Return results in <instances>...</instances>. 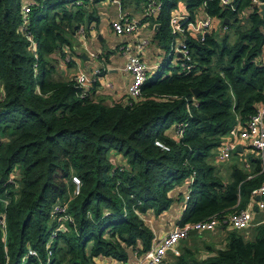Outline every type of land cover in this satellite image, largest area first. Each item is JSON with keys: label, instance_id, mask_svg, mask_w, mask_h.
Wrapping results in <instances>:
<instances>
[{"label": "trees", "instance_id": "1", "mask_svg": "<svg viewBox=\"0 0 264 264\" xmlns=\"http://www.w3.org/2000/svg\"><path fill=\"white\" fill-rule=\"evenodd\" d=\"M25 1L32 4L23 31ZM88 1L0 0V219L6 221L0 264H39L34 257L22 260L28 245L45 260L57 202L68 201L74 224L58 230L50 264H131L130 251L144 254L152 243L143 217L165 211L170 191L192 171L179 224L242 209L264 184V151L241 162L235 150L232 163L214 162L221 141L264 102V66L254 61L264 47L260 10L249 9L250 0H233L235 11L219 0H159L153 20L163 37L170 36V14L179 1L191 19L205 11L226 29L202 39L187 36L189 73L158 67L138 97L107 105L90 90L81 97L74 80L56 77L54 55L66 57ZM179 122L186 124L183 135L173 139L167 132ZM112 153L124 163H115ZM73 175L81 181L75 196ZM213 251L200 260L184 248L179 264H264V224L253 240L230 230Z\"/></svg>", "mask_w": 264, "mask_h": 264}, {"label": "crops", "instance_id": "2", "mask_svg": "<svg viewBox=\"0 0 264 264\" xmlns=\"http://www.w3.org/2000/svg\"><path fill=\"white\" fill-rule=\"evenodd\" d=\"M180 8L182 10L177 12L174 10L171 14L186 13L185 4L180 5ZM83 10L85 22L81 24L82 32L76 31L70 46L66 50V55L70 56L69 62L54 55L58 59L56 77L59 80H74L81 73L86 78H95V82L90 87L93 98L107 105H111L116 101H124L126 99V89L131 81V75L123 70V66L127 57L137 52L135 44L142 39H145L147 42L141 51V56L144 62L151 68L159 67V69L162 68L167 72L171 59L175 60V64L179 65L180 53H170V49L167 46V41L170 43L167 40L168 36L163 37L160 31V23L154 21L153 16L150 17L145 14V2L134 0H89L86 5H83ZM119 15H126L138 21L137 29L129 36L123 37L117 35L111 28L112 21L117 19ZM157 24L159 25L158 27H156ZM221 24V22H217L213 28L222 33L223 29ZM123 44L128 45L120 48ZM96 69L100 70L98 76L95 75ZM156 70L150 71L154 72ZM171 72H174V68ZM167 133L173 139L176 138L175 127L172 126ZM241 148V151H238L241 154L237 157L239 161L243 162L246 155L252 153V151H249L245 144ZM234 153L235 151L232 153L229 161L235 158ZM216 154L217 150L214 153V162L221 165L222 162L217 161ZM110 158L115 163H124L121 155L112 153ZM229 161L224 163L228 164ZM190 185L191 183L188 178L170 191V197L172 199L170 206L165 211L159 214L148 211L144 216L146 224L153 233L152 243L157 241L162 235L168 233L174 225L179 223L183 209L188 201L183 199V197L190 190ZM261 197L259 200L254 198V213L263 211L264 214V208L261 209L258 207L259 201H262ZM255 207H257V210H255ZM262 221H264V217L262 219H253L250 227L237 231L244 239H247L248 235L253 233V237L251 238L253 240L258 226L263 225L260 224ZM224 227H218L213 231L204 233H190L187 237L179 241L177 246L179 254L184 252V248H188L193 257L200 260L206 258L214 252L213 249L220 248L224 245L225 238L230 231ZM130 256L134 259L131 264H134L135 257L131 251ZM161 264H179L178 256L168 250Z\"/></svg>", "mask_w": 264, "mask_h": 264}, {"label": "built area", "instance_id": "3", "mask_svg": "<svg viewBox=\"0 0 264 264\" xmlns=\"http://www.w3.org/2000/svg\"><path fill=\"white\" fill-rule=\"evenodd\" d=\"M222 6L229 8L232 11L236 10V4L233 0H219ZM32 2L25 1L21 5V14L23 19L22 30L25 31V22L27 20V15L30 12ZM264 4V0H250L249 9L257 7L261 10L260 6ZM161 3L159 0H146L145 1V14L147 16H154L160 9ZM247 11V10H246ZM245 14L241 13L239 17H245ZM217 22H221L214 16H210L205 11H202L196 18L191 19L188 13L184 14H171L169 18V31H170V43L169 49L170 53H180V71L181 73H189L193 68V60L189 47L186 41L188 35H193L202 39L204 35L214 29V25ZM138 21L136 19L130 18L126 15H119L117 19L112 21L111 28L117 35L126 37L129 36L137 29ZM226 29V26L223 27ZM77 31L82 32V26L78 27ZM28 37L29 34L25 32ZM146 40L142 39L140 42L135 44L137 50L136 53L131 54L127 57V60L123 66V70L131 75V81L127 85L126 89V99L136 98L140 95L141 86L147 79L149 74L153 73L150 70H155L158 67H150L144 62L141 56V51L146 44ZM128 44L121 45L120 48L126 47ZM31 49L34 50V43L31 44ZM68 58V59H67ZM67 62H69L70 57L66 55ZM256 63L264 66V47L261 53L254 59ZM100 70H95V75L98 76ZM74 87L79 89L80 96H86L90 90L91 85L95 82L94 79L86 78L84 74H79L74 79ZM185 123H177L175 125V136L179 139L183 135ZM247 145L249 151L257 152L262 154L264 151V102H261L255 106L254 113L248 118L244 126H239L233 129L230 134L225 137L217 148L216 159L219 162H227L232 156V153L236 150L237 145ZM154 144L163 150H169V147L159 139L154 141ZM195 176V171H192L189 180L190 183L193 182ZM73 190L72 195H77L80 191L81 181L76 175L72 177ZM8 182H13V178L10 176ZM190 190L187 191L183 199L188 200L190 196ZM264 195V184L251 193L250 200L248 204L239 210H234L225 216L219 217L217 215L209 216L207 219L199 220L196 222H187L184 224L177 223L173 228L166 234L162 235L157 241H154L149 250L144 254H138L134 251L135 263L134 264H161L166 251L170 250L175 255L179 254L177 249L178 243L181 239L187 237L191 231H196L197 233H204L208 231H213L218 227L225 226L229 230H243L250 227L253 223V201L256 196ZM4 204L7 200H3ZM258 207L264 208V201H259ZM68 201L57 202L53 204L50 211V218L56 223L54 228L50 231L44 242L45 249V260L41 259L38 251L28 245L26 253L24 254L22 260L24 261L27 257H34L38 260L39 264H50L51 257L53 254V242L57 235L58 230L64 227V224L71 223L74 224L73 218L67 212ZM144 218V217H143ZM260 224H264L262 221ZM0 228L5 232L6 221L5 219H0ZM107 264H122L116 260L108 259Z\"/></svg>", "mask_w": 264, "mask_h": 264}, {"label": "rangeland", "instance_id": "4", "mask_svg": "<svg viewBox=\"0 0 264 264\" xmlns=\"http://www.w3.org/2000/svg\"><path fill=\"white\" fill-rule=\"evenodd\" d=\"M180 5H184V2L183 1H179V3L177 4V7L175 9H173L171 11V13L174 12V10H176V12L182 10L180 8ZM170 39H171L170 36H168V39L167 40L170 41ZM167 46H168V48L170 46L168 41H167ZM68 57H70V56H68ZM173 58H174V56H173ZM65 59H66V57L64 58V61H66ZM169 65H170V67H169V69H167V72L168 73H170L173 68H174V71H176V70H178V72L180 71L179 65L175 64V60H172L171 59V62L169 63ZM232 161L230 160L228 163H232ZM263 217H264L263 211H258V212H255L254 213L253 219H262ZM252 237H253V233H251V235H248V237H247L246 240L251 239ZM131 252L133 253V251H131Z\"/></svg>", "mask_w": 264, "mask_h": 264}, {"label": "water", "instance_id": "5", "mask_svg": "<svg viewBox=\"0 0 264 264\" xmlns=\"http://www.w3.org/2000/svg\"><path fill=\"white\" fill-rule=\"evenodd\" d=\"M260 8H261L260 13H261V15L264 16V4H262V5L260 6ZM225 21H226V20H225ZM158 26H159V25L157 24L156 27H158ZM193 93H194L195 96H197V94L199 93V89H198V88H194V89H193ZM241 149H242V148H241V145H237V146H236V150H237V151H241ZM259 198H260V196H256V197H255L256 200H259ZM255 210H257V207H255ZM190 233H191V234H196L197 232H196V231H191Z\"/></svg>", "mask_w": 264, "mask_h": 264}]
</instances>
